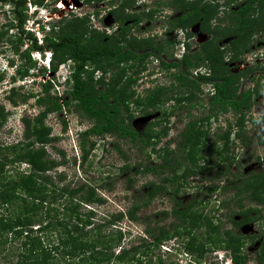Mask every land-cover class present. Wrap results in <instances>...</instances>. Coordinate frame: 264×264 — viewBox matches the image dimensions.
<instances>
[{
    "label": "trees",
    "instance_id": "16d2710c",
    "mask_svg": "<svg viewBox=\"0 0 264 264\" xmlns=\"http://www.w3.org/2000/svg\"><path fill=\"white\" fill-rule=\"evenodd\" d=\"M42 1L31 0V3L43 7L45 5H42ZM58 1L62 0H52L51 3ZM88 1L85 0V3ZM127 2L120 0L107 11L116 25L111 34L105 33L104 30L99 33L94 29H88L84 25L88 15L76 16L69 13L71 15L69 20L63 17L44 33L40 40H36L31 32L22 29L25 20L23 12L25 0H0V3L11 6L19 38H24L28 43L24 50H18L22 44L20 40L19 45L14 48L17 58H24L23 65L15 71L18 79L26 77L28 70L34 68V63L29 57L31 52L50 53L48 69L40 67L35 71V75L42 79L51 74L54 80V73L60 64L66 61L72 63L66 82L67 88L62 91L59 99L50 94L51 86L54 84L52 79L38 82V92L19 98L21 104L28 98H34V105L40 110L31 120L20 117L21 140L4 146L0 144V243L6 240L7 235L12 239L23 236L21 243L23 250L15 264H56L53 263L52 253L58 256L60 263L57 264L72 262L150 264L149 248H157L169 238L182 234L187 239L184 249L193 250L191 245L193 238L189 233L192 229L184 227L183 224L191 223L196 217L202 218L195 209L201 204L202 199L199 196H191L185 202L174 199L180 192L181 181L187 175L196 174V171L187 166V153L190 157L196 153L194 150L197 146L196 140L202 138L205 131L202 129L203 123L210 117L216 118L226 113L234 115L233 127L236 128L234 136L238 138L244 127L243 118L249 113L253 102L262 96L264 75L254 74L259 70L256 65H245L238 71L231 68L232 64L241 62V56L248 50L252 36L264 32V0H224L222 6H218L217 0H170L168 5L177 15L166 22L164 31L173 32L178 29L184 31L183 52L178 59H172V50L176 44L174 40L157 43L154 36L135 38L127 33L131 26L138 25L144 18L151 19L157 11L153 8L138 14H127L124 12ZM156 4L158 5L159 1ZM218 7L222 8L218 10ZM220 13H223L222 18L219 16ZM131 20L132 23L128 24ZM194 25L198 34L204 36L205 40L197 43V47L191 51L188 39L192 35L188 29ZM39 30L43 32V27L40 26ZM226 54L227 59L224 61ZM167 59L171 60L166 61ZM154 60L163 70L174 71L168 75L172 82L169 86L154 85L145 90L143 96L136 94L132 86L139 78V74L146 70V63L153 65ZM201 68L207 74L197 73L196 76L192 74L193 70ZM151 69L152 71L146 72L149 77L156 74L154 68ZM98 72L99 75L94 79V74ZM106 75L109 76L106 78ZM243 80H247L249 86L240 89ZM149 82L152 83V80ZM208 84L210 87L203 104L199 100L200 89L202 85ZM175 89L180 91L177 95H172L171 92ZM9 92L11 95H4L3 99L16 107L12 87ZM196 99L200 107H207L209 114L185 123L177 134L173 148L165 145L158 152L153 151L157 152V164L135 165V173L153 175L157 182L144 183L143 197L138 199L132 195L125 211L117 212L110 221H106L110 225L119 223L123 218L129 223L136 222V213L140 208L152 198L162 196L168 191L172 201L171 208L169 212L160 211L159 215L162 219L170 215L173 221L166 227L145 226L143 230L145 235L138 238L137 244L123 248L120 245L122 238L120 229H115L116 236L113 238L111 235L101 236L98 229L88 227L92 213L89 211L82 213L80 208L81 205L88 206L99 201L94 193V187L85 181L76 187L59 186L63 180L61 175L58 174L54 179L45 175L56 166L63 165V160L60 163L51 160L44 148V144L51 140L50 130L44 124L48 114L66 109L90 122L88 128L78 134L79 166L86 161L94 147L95 142L92 138L107 135L126 140L139 152L145 153L146 148L150 146L152 135L146 131L135 130L129 104L133 109H139L142 115H147L156 108L164 107L167 102H173V105L169 106L171 109L174 105L180 108L183 104L192 108ZM7 114L0 102V127L5 122ZM248 121L254 125L264 124V109L255 118L249 116ZM230 128V124L227 123L228 131L215 134L209 141L206 154H203L214 165L217 161L213 157L216 155L221 161L228 162L224 170L233 165L231 158L222 153L227 150L225 142L230 134ZM148 130L152 131L151 128ZM163 132H166V127ZM261 133L262 135H256V141L263 148L264 158V125ZM35 144L39 146L35 147ZM146 158H149V155ZM21 165H25L23 171L19 169ZM226 186L231 190V199H234L236 204L235 211L227 218L232 228L225 231L226 235L244 225L261 222L264 219L262 171L234 175ZM127 187L130 188V185ZM216 189V186L208 187L204 196H210ZM243 201L248 202L246 207ZM7 210L9 214L3 215L2 212ZM35 215L41 217L42 221L32 229ZM205 220L208 224L212 222L211 219ZM48 233L54 235L52 245L43 241ZM48 247L50 249H47ZM114 248H117V252H114ZM197 258H200L199 253ZM157 261L158 264H163L159 257ZM233 263L236 264L235 259Z\"/></svg>",
    "mask_w": 264,
    "mask_h": 264
},
{
    "label": "rangeland",
    "instance_id": "374dc122",
    "mask_svg": "<svg viewBox=\"0 0 264 264\" xmlns=\"http://www.w3.org/2000/svg\"><path fill=\"white\" fill-rule=\"evenodd\" d=\"M51 1L43 0L42 5L45 6L42 7L33 5L31 0H25L23 8L25 20L22 29L26 32H31L36 40L40 39L44 33H47L56 25L55 21L51 23L42 21L43 16L54 13V6ZM62 1H59V3L63 4ZM119 1L89 0L85 3V0H66L63 7L64 10L73 11L70 13H74L76 16L88 15L87 22L84 24L88 29H94L99 33L104 30L105 33L111 34L116 29V25L108 16L107 11ZM127 1V6L124 10L127 14L132 15L153 8L157 9L151 19H142L138 25L131 26L127 33L135 38H147L152 35L157 43L174 40L176 44L172 50V59H178L183 50L184 31L180 29L173 32L164 31L166 22L177 15L168 5L170 0ZM157 1H159L158 5L156 4ZM223 1L217 0L218 6H222ZM218 8L220 10L222 7ZM219 16L222 18L223 13H220ZM64 17L69 20L71 15L66 13ZM15 23L16 20L13 18L11 6L0 3V102L3 104L4 111L8 113L5 122L0 127V144L3 146L21 140L22 125L20 117L31 120L40 110L39 107L34 105V98H28L24 104L19 102V98L39 91L37 81L32 82V80L36 76L35 71L42 67L40 61L44 56L40 53L31 52L29 57L34 63V68L28 70L27 76L24 78L18 79L15 76V71L23 65L24 58H17L14 54V48L19 45L20 40L22 44L19 45L18 50H24L28 45L24 38H19L14 26ZM131 23L132 20L128 22V24ZM38 24L39 26L36 27ZM40 26L43 27V32L39 30ZM188 32L192 35L188 39V44L191 47V51H193L197 47L196 44L203 42L205 37L198 34L196 25L189 28ZM226 59L227 54L224 56V61ZM170 60L167 59L166 61ZM153 64L155 66L146 63V70L139 74V78L132 86L136 94L143 96L145 90L154 85L169 86L172 82L168 75L173 73V70L169 72L163 70L156 61ZM67 65L69 66L67 67ZM243 65H256L259 70L254 74L264 75V32L252 36L248 50L241 56V62L232 64L231 70L238 71ZM71 66L72 63L70 62L60 64L54 73V80L51 78V74L45 77L53 80L52 83L54 84H52L50 90L52 97L59 99L61 96L62 90L58 83L70 73ZM151 66L154 67V71H157H155V76L149 77L146 72ZM97 75H99V72ZM108 76L106 75V78ZM95 78L96 76H94ZM150 80H152V83L149 82ZM248 86V81L243 80L240 84V89ZM11 87L14 90L13 97L16 100V107H13L8 101L3 99L4 95H11L9 92ZM206 90L207 87H201L200 89L199 100L203 104L207 97ZM179 91L175 89L171 93L172 95H177ZM63 100L62 98L61 101L63 102ZM170 105H173V102H167L164 107L156 108L149 114L142 115L139 109H133L129 104L128 108L132 110V123L135 130L137 132L146 131L152 135L150 146L146 148L145 153L139 152L126 140L107 135L102 138H92L95 142L94 147L86 161L83 164H79V166L78 134L88 128L90 122L81 119L76 113L66 109L48 114L44 119L45 126L50 130L49 136L51 138L49 142L44 144L46 154L57 163L63 160V165L56 166L55 169L46 172L45 175L52 179L58 174L61 175L63 180L59 186L69 185L70 187H76L85 181L94 187V193L99 201L88 206L81 205L80 211L82 213L88 211L92 213L89 217L90 226L88 227L98 229L101 236L111 235L115 238V229H120L122 233L120 245L123 248L137 244L138 238L145 235L143 231L145 226L149 228L157 225L166 227L173 221L170 215L165 219L160 218L159 215L160 211L169 212L171 208L172 201L167 191L162 196L152 198L144 207L140 208L136 213V222L129 223L124 218L119 223H114V225L106 222L110 221L117 212L125 211L130 204L132 195H135L138 199L143 197L142 194L145 193L144 183L148 181L157 182V178L153 175L135 173V165L157 164L156 154L158 150L165 145H168V148H173L177 141V134L185 123L193 118L209 114L206 106L200 107L197 104V99L192 108L183 104L180 108L174 105L171 109ZM263 109L264 89L262 96L253 102L249 113L243 118L244 127L238 138L234 136L236 128L233 127L234 115L231 113L218 115L216 118L210 117L206 123H203L204 127L202 129L205 131L202 138L196 140L197 146L194 149L196 153L191 157L187 153V166L191 170L196 171V174L194 176L187 175L181 181L180 192L178 196L174 197V199L181 202L187 201L191 196H199L202 199L201 204L195 208L197 214L202 218L196 217V219H192L191 223L183 224L184 227L192 229L189 230V233H191L190 237L193 238L191 240L193 250L184 249V244L187 241L185 235L172 237L157 248H149L151 254L150 264H158V257L163 264H193V262L195 264H234L233 259H235L236 264H264V219L261 222L244 225L232 233L225 234V231H229L232 228L227 218L236 208L234 199H231V190L226 186L227 183L233 179L234 175H245L249 171H262L264 173L263 148L256 141V135H262L261 128L264 124L254 125L248 121L249 116L255 118L261 114ZM153 123L154 125H151ZM227 123L230 124L231 128L227 142H225L227 150L222 153L231 158L233 165L224 170L228 162L221 161L216 155V157H213L217 161L216 165H214L203 154H206L209 141L213 139L215 134L228 131ZM164 127H166L165 133L163 132ZM149 128L152 131H149ZM220 145L222 146L221 142ZM34 146L38 147L39 145L35 144ZM221 146L219 147L221 148ZM153 151L157 152L153 153ZM148 155L149 158H146ZM124 165H127V168ZM124 167L125 169H123ZM23 168H25V165L20 166V171H23ZM128 184L130 188L127 187ZM210 186H216L217 189L210 196L205 197V190ZM222 187L223 189H221ZM243 205L246 207L248 202L243 201ZM8 211H3L2 214L8 215ZM234 218L237 219L238 217ZM205 219H211L212 222L208 224ZM33 221L32 229L36 228L42 218L35 215ZM22 241L23 236L12 239L10 235H7L6 240L0 243V264H15L19 260V254L23 250L21 247ZM43 241L52 245L54 243V235L48 233L43 238ZM47 249H50V247ZM114 252H117V248H114ZM198 253L200 258H197ZM51 256L53 257V263H60L57 255L52 253ZM74 263L76 262L71 264Z\"/></svg>",
    "mask_w": 264,
    "mask_h": 264
},
{
    "label": "clouds",
    "instance_id": "9594fccd",
    "mask_svg": "<svg viewBox=\"0 0 264 264\" xmlns=\"http://www.w3.org/2000/svg\"><path fill=\"white\" fill-rule=\"evenodd\" d=\"M58 4H60L59 1L53 3L54 9H55L54 11L58 10V13L55 14L56 17H55L54 19H52V20L49 19V17H48V20H44V18L42 17V21H43L44 23H51L52 21L57 22V21L61 20V19L64 17V15H65L66 13L73 12V11H70V10H64V7H63V6H61V8H57ZM60 10L63 11L61 14H60V12H59ZM38 26H39V24H38L36 27H38ZM39 40H40V39H39ZM32 53H36V52H32ZM37 54H38V53H37ZM40 54H42V56H44V57L42 58V60L40 61L42 67H44L45 69H48V64H49V60H50V53H49V52H42V53H40ZM66 62H70V61H66ZM154 62H155V60H154ZM70 63H71V62H70ZM68 66H69V65H67V67H68ZM152 66H155V64H153ZM152 66H151V67H152ZM151 67L149 68L148 71H152ZM152 68H154V67H152ZM153 71H154V70H153ZM155 71H157V70H155ZM155 73H156V72H155ZM203 74H204V73H203ZM46 76H47V75H46ZM46 76H45V77H46ZM154 76H155V74H154ZM68 78H69V74H68L67 76H65V77L62 79L61 82L58 83V86L61 87V90H62V91H64V89L67 88L66 82L68 81ZM44 79H50V78H43V79H42L40 76H39V77H38V76H34L32 82H36V81H37V83H38V82H43ZM201 87H207V90H206V93H207V91L209 90L210 85H209V84H208V85H202ZM62 91H61V93H62Z\"/></svg>",
    "mask_w": 264,
    "mask_h": 264
},
{
    "label": "built area",
    "instance_id": "2783aa9c",
    "mask_svg": "<svg viewBox=\"0 0 264 264\" xmlns=\"http://www.w3.org/2000/svg\"><path fill=\"white\" fill-rule=\"evenodd\" d=\"M48 17H49V16H47V15L43 16L44 20H48ZM182 52H183V50H182ZM179 57H180V56H179ZM197 73H201V74H203V73H205V71H204L203 68H201V69H195V70H193V72H192V74H193L194 76H196ZM97 74H98V73H95L94 75L97 77V76H98ZM205 74H207V73H205Z\"/></svg>",
    "mask_w": 264,
    "mask_h": 264
},
{
    "label": "bare ground",
    "instance_id": "6f19581e",
    "mask_svg": "<svg viewBox=\"0 0 264 264\" xmlns=\"http://www.w3.org/2000/svg\"><path fill=\"white\" fill-rule=\"evenodd\" d=\"M62 3L65 4L66 0H63ZM63 4H58L57 8H61V6H64ZM59 12L61 14L63 11L60 10ZM57 13H58V10H56V12H54V13L48 14L49 19H51V20L54 19L56 17L55 14H57Z\"/></svg>",
    "mask_w": 264,
    "mask_h": 264
},
{
    "label": "flooded vegetation",
    "instance_id": "af4514ba",
    "mask_svg": "<svg viewBox=\"0 0 264 264\" xmlns=\"http://www.w3.org/2000/svg\"><path fill=\"white\" fill-rule=\"evenodd\" d=\"M150 36H152V35H150ZM244 67V65L242 66V68Z\"/></svg>",
    "mask_w": 264,
    "mask_h": 264
}]
</instances>
